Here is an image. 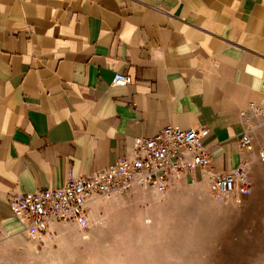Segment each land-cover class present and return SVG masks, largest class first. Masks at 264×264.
I'll return each mask as SVG.
<instances>
[{"label": "crops", "instance_id": "obj_1", "mask_svg": "<svg viewBox=\"0 0 264 264\" xmlns=\"http://www.w3.org/2000/svg\"><path fill=\"white\" fill-rule=\"evenodd\" d=\"M260 106L264 0H0V235L25 233L17 195L130 156L167 124L205 128L213 171L253 162L259 141L239 139Z\"/></svg>", "mask_w": 264, "mask_h": 264}, {"label": "rangeland", "instance_id": "obj_2", "mask_svg": "<svg viewBox=\"0 0 264 264\" xmlns=\"http://www.w3.org/2000/svg\"><path fill=\"white\" fill-rule=\"evenodd\" d=\"M250 114L258 153L264 106ZM250 182L240 202L212 196L204 178L97 197L83 218L57 220L35 236L0 235V264H264L263 161L251 163Z\"/></svg>", "mask_w": 264, "mask_h": 264}, {"label": "built area", "instance_id": "obj_3", "mask_svg": "<svg viewBox=\"0 0 264 264\" xmlns=\"http://www.w3.org/2000/svg\"><path fill=\"white\" fill-rule=\"evenodd\" d=\"M129 80L128 75L116 72L112 84H127ZM205 132V128L167 124L153 136L135 138L130 156L88 174L69 175L60 186L19 194L9 201L10 207L24 222L25 231L35 236L57 220L83 218L87 203L94 198H109L133 188L165 190L178 182L195 186L204 178L212 196L240 202L251 186L252 162L245 159L226 171L211 170L208 150L200 143ZM251 145L252 138L245 130L239 149L248 151ZM256 157L264 162V148Z\"/></svg>", "mask_w": 264, "mask_h": 264}, {"label": "bare ground", "instance_id": "obj_4", "mask_svg": "<svg viewBox=\"0 0 264 264\" xmlns=\"http://www.w3.org/2000/svg\"><path fill=\"white\" fill-rule=\"evenodd\" d=\"M182 183V182H181ZM151 188H154V189H156V190H159V191H162L160 188H158V187H151Z\"/></svg>", "mask_w": 264, "mask_h": 264}]
</instances>
